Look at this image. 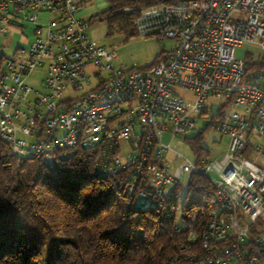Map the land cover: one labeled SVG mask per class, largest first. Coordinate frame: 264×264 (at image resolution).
I'll return each instance as SVG.
<instances>
[{
    "label": "built area",
    "instance_id": "1",
    "mask_svg": "<svg viewBox=\"0 0 264 264\" xmlns=\"http://www.w3.org/2000/svg\"><path fill=\"white\" fill-rule=\"evenodd\" d=\"M83 1L0 0V36L26 24L34 30L32 44L12 58L0 56V139L8 154L51 165L58 151L94 149L97 173L122 174L128 194L141 204L160 203L175 186L184 189L191 174L205 175L214 195L201 242L206 253L189 255L193 264H261L264 0L126 7L139 10L138 34L169 41L145 67L115 64V48L91 37V23L80 15ZM244 43L261 53L237 59L235 48ZM182 91L193 92V101ZM208 127L230 137L221 158H190L172 148L174 139L190 146L187 137ZM121 140L130 148L124 155ZM181 229L177 224L175 234ZM195 239L191 232L188 240Z\"/></svg>",
    "mask_w": 264,
    "mask_h": 264
},
{
    "label": "trees",
    "instance_id": "2",
    "mask_svg": "<svg viewBox=\"0 0 264 264\" xmlns=\"http://www.w3.org/2000/svg\"><path fill=\"white\" fill-rule=\"evenodd\" d=\"M157 1L109 0L99 15L107 36H137L139 10L126 7ZM202 140V132L187 137L196 156L208 157ZM52 160L11 156L0 139V264H193L189 255H205L201 242L214 195L207 176L193 173L184 189L175 186L160 203L141 204L122 174L97 173L94 149L58 151ZM177 224L182 229L175 234ZM259 258L264 264V249Z\"/></svg>",
    "mask_w": 264,
    "mask_h": 264
},
{
    "label": "rangeland",
    "instance_id": "3",
    "mask_svg": "<svg viewBox=\"0 0 264 264\" xmlns=\"http://www.w3.org/2000/svg\"><path fill=\"white\" fill-rule=\"evenodd\" d=\"M46 18V15H44L41 19L44 20ZM135 19H134V23H135ZM98 22L95 21L93 22L94 24H97ZM136 26V24H135ZM136 37V36H135ZM142 35L138 34L136 38L130 37L128 38V40L126 42H115L114 39L111 38H107L105 36L99 38L96 42L99 44H102L106 47H111V48H115V50L118 53V59L115 62V64L117 66H119V64L123 63V64H132V63H141L140 60H142L144 57L143 54H146V50L144 49H139L141 44L140 41L143 40ZM23 40H27L23 41ZM34 40V30H33V25L32 24H26L24 27L23 31H15L13 33L12 36L10 35H6V36H0V56L2 54H4V56L6 58H12L15 54V50L20 47V46H24V47H28L30 44H32ZM158 40V39H157ZM162 41L161 45L165 48H168L169 45V41L167 39L165 40H159ZM7 44V45H6ZM6 45V46H4ZM261 53L260 49L254 45V44H250V43H244L242 45H239L235 48V57L237 59H241L244 61L249 60L250 58H255L257 57L259 54ZM151 58H149L148 60H150ZM29 82H32L31 79H29ZM95 83V79L92 80V84L84 86V88H82L79 92H77L76 94H80L83 91L86 90V88H90L91 86H93V84ZM183 94L191 101H193L195 94L191 91H182ZM225 110H229L228 107L225 108ZM201 125H202V121H201ZM196 130H194L189 136H193L196 135ZM203 133V140H202V145L208 149V151L210 152L209 156L211 159H218L221 158L224 153L226 152V150L228 149V144L230 141V137L227 134H222L217 132L213 127H208L207 129L202 131ZM162 139L165 143H168L170 141V136L169 134H164L162 136ZM260 143H264V139H260L259 140ZM120 146H121V150L120 153L124 155V153L129 152L130 148L128 146V141L127 140H121L120 141ZM171 146L173 149L181 152L182 154L190 157V158H194L195 154L193 152V150L191 149L190 146H188L184 141L182 140H173L171 142ZM187 177H184V180H186ZM184 195V191H181V195H180V200L182 199ZM261 223H263L264 221L261 220L259 221Z\"/></svg>",
    "mask_w": 264,
    "mask_h": 264
},
{
    "label": "crops",
    "instance_id": "4",
    "mask_svg": "<svg viewBox=\"0 0 264 264\" xmlns=\"http://www.w3.org/2000/svg\"><path fill=\"white\" fill-rule=\"evenodd\" d=\"M109 7V0H84L83 6L80 10V15L91 20V28H90V35L97 41L99 38L105 36L107 38H111L115 40V42H126L128 38L125 34L116 33L112 36H107V22L101 21L99 19V15L105 11ZM97 21V24L93 25V22ZM137 37V36H136ZM136 37H132L136 38ZM162 41L157 40L154 37H143V40L140 41V48L146 50V54H143L144 57L141 63H132V64H119V66H134V67H145L150 65L155 58H157L164 50L167 48L161 45ZM119 57V56H118ZM118 57L116 58L115 62L117 61ZM151 58L150 60H148Z\"/></svg>",
    "mask_w": 264,
    "mask_h": 264
}]
</instances>
